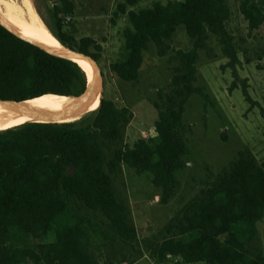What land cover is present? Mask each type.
Instances as JSON below:
<instances>
[{"label":"trees","instance_id":"obj_1","mask_svg":"<svg viewBox=\"0 0 264 264\" xmlns=\"http://www.w3.org/2000/svg\"><path fill=\"white\" fill-rule=\"evenodd\" d=\"M54 25L45 20L65 46L100 61L101 45L92 37L77 41L65 31L74 3L60 0ZM134 6L137 0H126ZM64 9L66 18L60 16ZM242 13L255 29L264 23V0H243ZM126 13V6L120 7ZM226 0L172 1L129 12L125 57L111 70L127 82L139 78L151 44L162 46L185 27L195 43L184 55L185 72L168 107L159 112L151 138L138 146L146 155L131 167L148 172L169 204L186 168L184 137L187 99L195 86L198 49L209 31L235 57L226 22ZM86 71L74 60L53 55L0 24V99L26 101L46 95L81 96ZM133 111L104 99L77 123L28 122L0 131V264H135L146 255L157 264H264L259 224L264 221V162L241 152L202 188L153 237L140 238L128 203L115 179L123 173L125 138Z\"/></svg>","mask_w":264,"mask_h":264},{"label":"rangeland","instance_id":"obj_2","mask_svg":"<svg viewBox=\"0 0 264 264\" xmlns=\"http://www.w3.org/2000/svg\"><path fill=\"white\" fill-rule=\"evenodd\" d=\"M33 1L44 21L54 25V7L61 1ZM70 1L74 12L72 24L65 23V31L79 42L92 37L101 45L103 98L130 108L134 114L126 132L123 173L116 177L115 185L131 208L141 239L164 228L178 209L200 195L241 152L249 151L259 164L264 162V23L255 29L250 26L241 10L243 0H226L231 11L226 29L235 57L221 36L212 31L205 46L198 49L194 83L200 92L188 97L183 121L187 165L178 173V193L169 204L161 203L162 189L154 184L152 175L138 174L131 162L149 152L148 147L138 144L151 138L159 112L168 107V98L179 89L177 76L185 72L183 57L194 51L195 43L182 26L162 46L151 44L134 82L121 80L111 64L125 57L124 34L131 26L130 11L186 0H137L134 6L126 0ZM8 2L27 12L25 0H0V6L4 9ZM122 6H126V13L120 11ZM60 16L66 18L64 9ZM257 240L264 246V221L259 224ZM177 263L176 259L171 264ZM135 264L157 263L146 255Z\"/></svg>","mask_w":264,"mask_h":264},{"label":"bare ground","instance_id":"obj_3","mask_svg":"<svg viewBox=\"0 0 264 264\" xmlns=\"http://www.w3.org/2000/svg\"><path fill=\"white\" fill-rule=\"evenodd\" d=\"M27 12L20 7L5 3V8L0 6V16L11 27L19 33L32 38L43 45L63 52V44L53 34L44 19L37 11L33 0H25ZM25 9V8H24ZM76 61L83 67L89 78V86L86 93L81 96H64V95H46L43 97L32 99L27 102L29 106H38L42 108L52 109L62 114L70 116H80L84 114L91 105V77L93 70L90 65L81 59ZM100 98L94 107H98ZM28 122H46V123H60L62 119L55 115H39L30 116L26 113L25 108H19L12 104L0 102V131L8 128H13Z\"/></svg>","mask_w":264,"mask_h":264},{"label":"water","instance_id":"obj_4","mask_svg":"<svg viewBox=\"0 0 264 264\" xmlns=\"http://www.w3.org/2000/svg\"><path fill=\"white\" fill-rule=\"evenodd\" d=\"M0 24H2L5 28H7L9 31H11L13 34L17 35L18 37H20V38H22L28 42L33 43L34 45L42 48L43 50H45V51H47L53 55L63 57V58H67V59H71L74 61H76V59L84 60L85 62H87L90 65V67L93 70L92 77L90 80L91 87H92L91 92H90L91 105H90L89 109L84 114H82L80 116H70V115L62 114V113L55 111V110H52V109L42 108V107H38V106L37 107L36 106H29L27 104V102H29L31 100L16 101V100H2V99H0L1 103L12 104L13 106H17L19 108H25L26 113L29 114L30 116H39V115H48V114L55 115V116L62 119V122H60V123L81 122L84 119H86L89 116V114H91L92 112H94L95 110H97L100 107L101 103L104 100V98H103L104 75H103V72H102L101 67L99 65V62L93 56L86 54L84 52H81L79 50L69 48V47L64 46V45H63L64 48H63L62 53L57 51L56 49L49 48V47L43 45L42 43L19 33L17 30H15L13 27H11L6 21H4V19H2L1 16H0ZM88 86H89V78H88ZM87 90H88V87H87ZM87 90L85 91V93L87 92ZM99 98H100L99 106L94 107L96 102H97V99H99Z\"/></svg>","mask_w":264,"mask_h":264}]
</instances>
